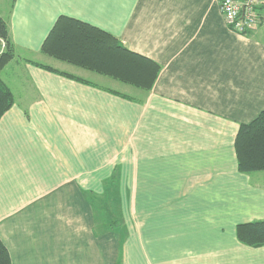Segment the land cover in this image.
Wrapping results in <instances>:
<instances>
[{
	"label": "crops",
	"instance_id": "0c3cea01",
	"mask_svg": "<svg viewBox=\"0 0 264 264\" xmlns=\"http://www.w3.org/2000/svg\"><path fill=\"white\" fill-rule=\"evenodd\" d=\"M262 13L242 35L218 0H12L0 10L23 68V80L4 76L8 63L0 71L15 99L0 118V238L12 264H264V246L236 235L264 219V170L241 171L235 147L240 124L264 109V0ZM60 15L160 64L149 95L96 73L141 94L124 98L43 54Z\"/></svg>",
	"mask_w": 264,
	"mask_h": 264
},
{
	"label": "trees",
	"instance_id": "16d2710c",
	"mask_svg": "<svg viewBox=\"0 0 264 264\" xmlns=\"http://www.w3.org/2000/svg\"><path fill=\"white\" fill-rule=\"evenodd\" d=\"M260 23L263 20L260 6ZM0 37L6 48L0 54V71L15 56V45L7 21L0 16ZM41 52L62 62L81 67L97 74L134 86L149 95L160 74L161 65L151 58L131 50L123 40L83 20L60 15L46 36ZM36 65L58 72L78 81H89L51 66ZM124 98L133 97L112 90ZM11 89L0 76V118L13 105ZM238 168L245 172L264 170V109L250 122L240 124L236 141ZM236 235L240 242L264 246V219L239 223ZM0 264H12L10 253L0 238Z\"/></svg>",
	"mask_w": 264,
	"mask_h": 264
},
{
	"label": "built area",
	"instance_id": "2783aa9c",
	"mask_svg": "<svg viewBox=\"0 0 264 264\" xmlns=\"http://www.w3.org/2000/svg\"><path fill=\"white\" fill-rule=\"evenodd\" d=\"M228 27L245 35L260 24L262 0H218ZM6 48V41L0 37V54Z\"/></svg>",
	"mask_w": 264,
	"mask_h": 264
},
{
	"label": "rangeland",
	"instance_id": "374dc122",
	"mask_svg": "<svg viewBox=\"0 0 264 264\" xmlns=\"http://www.w3.org/2000/svg\"><path fill=\"white\" fill-rule=\"evenodd\" d=\"M11 2H12V0H0V10L4 12V10L7 9V7L9 6V3H11ZM21 60H22V58H15L12 61L10 60L7 64V66L4 67L3 74L5 77L10 79V81H13V79L16 78L17 76L23 80V77L21 76V74L23 72V68L21 66L22 65ZM52 62H54V63H51L52 65H58V64L61 65L62 64V63H59L58 61H55V60ZM62 66H63V64H62ZM62 69H63V67H62ZM86 73L90 74V75H85V77L87 79H90V80L95 81L97 83H100L102 85L110 86L113 88H118V89L128 93L129 96L135 95L136 97H141V94L134 91L133 89H130L131 87L121 85L120 83L112 81L111 79H108L106 77H102L100 75H96V73H89V72H86ZM12 83H13L14 87H19V83L17 80H15Z\"/></svg>",
	"mask_w": 264,
	"mask_h": 264
}]
</instances>
